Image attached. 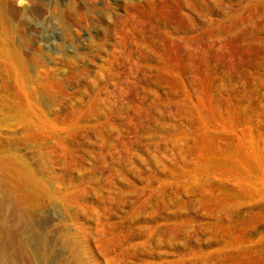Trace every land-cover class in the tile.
Returning a JSON list of instances; mask_svg holds the SVG:
<instances>
[{"label": "rangeland", "instance_id": "374dc122", "mask_svg": "<svg viewBox=\"0 0 264 264\" xmlns=\"http://www.w3.org/2000/svg\"><path fill=\"white\" fill-rule=\"evenodd\" d=\"M0 264H264V0H0Z\"/></svg>", "mask_w": 264, "mask_h": 264}]
</instances>
